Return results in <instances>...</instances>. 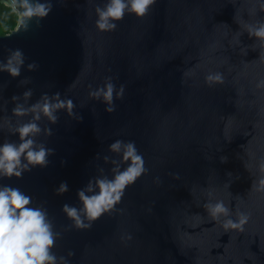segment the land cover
I'll list each match as a JSON object with an SVG mask.
<instances>
[{
  "label": "water",
  "instance_id": "95a60500",
  "mask_svg": "<svg viewBox=\"0 0 264 264\" xmlns=\"http://www.w3.org/2000/svg\"><path fill=\"white\" fill-rule=\"evenodd\" d=\"M103 3L52 0L39 25L33 20L18 31V23L0 35V61L8 49L26 58L19 77L0 72V144L19 142L7 117L31 118L12 114L11 97L28 89L29 105L59 92L82 117L60 110L56 124L42 118L53 135L37 139L55 150L50 163L0 184L47 209L62 233L53 251L69 264H264V192L252 187L264 158V89L256 87L264 79V46L243 27L264 20V0H156L144 17L126 14L115 31L95 26L94 8ZM33 61L39 68L29 71ZM210 72L224 82L209 86ZM25 77L31 82L20 85ZM106 77L125 86L123 99L114 94L112 113L88 95L89 85L94 90ZM117 139L135 141L147 171L91 229H69L62 206H80L77 190L100 176L99 168L111 177L103 157L119 159L108 150ZM62 181L69 190L57 195ZM216 200L231 208L232 219L248 215L243 231L225 230L209 216L205 204Z\"/></svg>",
  "mask_w": 264,
  "mask_h": 264
},
{
  "label": "clouds",
  "instance_id": "9594fccd",
  "mask_svg": "<svg viewBox=\"0 0 264 264\" xmlns=\"http://www.w3.org/2000/svg\"><path fill=\"white\" fill-rule=\"evenodd\" d=\"M13 10L19 17V29L27 31L33 20L39 25L40 20L47 17L52 11V0H10ZM156 0H104L103 5L97 4L94 8L96 14L95 26L100 31H115L118 22L126 14H135L137 17L146 16ZM264 12V4L259 8ZM250 38H255L264 46V20L243 25ZM5 60L0 61V72H7L12 78L21 75V68L25 63V55L21 49H8ZM39 64L36 61L27 64L29 71H36ZM112 77H106L102 86L92 89L89 85V97L106 105L104 111L112 113L116 110L115 99H123L125 86L121 84L117 89ZM31 82V77L19 81L20 85ZM222 73L210 72L205 77V83L213 86L222 84ZM257 88L264 89V79L259 80ZM33 90L23 92L22 97L13 95L11 100L15 103L12 114L16 117L30 116L25 122L17 120L15 123L7 117V131L18 135L19 142L5 141L0 144V178H21L23 173L39 166L41 168L50 163L48 157L55 150L46 147L45 143L38 141V137L53 135L49 127H41L40 121L46 118L51 124L58 122V111L64 110L68 116L76 120L82 117L74 112L76 105L70 98L61 99L59 92L49 96L41 95L39 100L29 105L28 101ZM23 102H19V101ZM108 150L116 154L119 159L104 156L105 163L113 166L111 177L104 174V168H99L100 176L90 178L87 184L77 190L80 206L65 203L62 211L72 221L70 228L78 230L91 229L94 222L104 214L110 213L121 202L125 189L135 183L147 169L144 159L139 153L135 141L117 139L108 145ZM99 158V153L97 157ZM222 157L221 162H226ZM61 163H64L62 161ZM122 165H124L122 167ZM126 165V166H125ZM259 177L252 187L258 192H264V158L258 163ZM159 180V178H156ZM69 190L66 181H62L54 189L57 195ZM33 199L30 195L11 185L0 184V264H69L64 256H57L53 249L62 233L54 231V224L45 207L31 206ZM205 208L211 218L220 222L225 230L238 229L243 231L249 217L244 212H238L237 218L232 219V210L223 200L208 202ZM224 218L221 220V218ZM127 239H131L128 236ZM74 255L69 251L68 257Z\"/></svg>",
  "mask_w": 264,
  "mask_h": 264
},
{
  "label": "trees",
  "instance_id": "16d2710c",
  "mask_svg": "<svg viewBox=\"0 0 264 264\" xmlns=\"http://www.w3.org/2000/svg\"><path fill=\"white\" fill-rule=\"evenodd\" d=\"M19 17L11 5L0 1V35L7 34L13 30Z\"/></svg>",
  "mask_w": 264,
  "mask_h": 264
},
{
  "label": "rangeland",
  "instance_id": "374dc122",
  "mask_svg": "<svg viewBox=\"0 0 264 264\" xmlns=\"http://www.w3.org/2000/svg\"><path fill=\"white\" fill-rule=\"evenodd\" d=\"M19 21V20H18ZM18 24V23H17ZM17 26V25H16Z\"/></svg>",
  "mask_w": 264,
  "mask_h": 264
}]
</instances>
